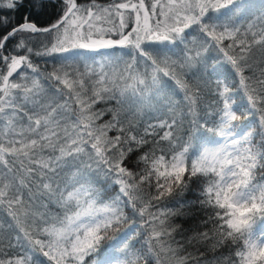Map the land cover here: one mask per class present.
I'll return each instance as SVG.
<instances>
[{"label":"snow or ice","instance_id":"obj_1","mask_svg":"<svg viewBox=\"0 0 264 264\" xmlns=\"http://www.w3.org/2000/svg\"><path fill=\"white\" fill-rule=\"evenodd\" d=\"M0 264H264V0H0Z\"/></svg>","mask_w":264,"mask_h":264},{"label":"trees","instance_id":"obj_2","mask_svg":"<svg viewBox=\"0 0 264 264\" xmlns=\"http://www.w3.org/2000/svg\"><path fill=\"white\" fill-rule=\"evenodd\" d=\"M99 2H101V3H104V4H107V3H110L111 2V0H99ZM46 19H47V17H41L40 18V20H41V23H43L44 21H46ZM42 67H43V65H42ZM140 119H148V117H146V116H141V117H139ZM105 119H107V117H105ZM188 199H194V197H192V196H189V197H187ZM191 211H196L195 209H192ZM195 221H192V220H189V221H187L186 223H185V227H188L191 223H194Z\"/></svg>","mask_w":264,"mask_h":264}]
</instances>
